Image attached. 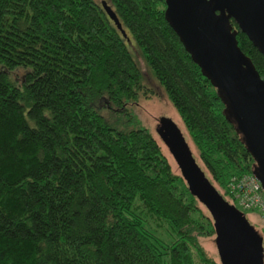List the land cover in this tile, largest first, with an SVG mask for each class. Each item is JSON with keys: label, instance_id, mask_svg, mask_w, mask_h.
<instances>
[{"label": "trees", "instance_id": "obj_1", "mask_svg": "<svg viewBox=\"0 0 264 264\" xmlns=\"http://www.w3.org/2000/svg\"><path fill=\"white\" fill-rule=\"evenodd\" d=\"M106 2L127 37L95 0H0V264H220L198 241L215 234L212 219L158 141L123 126L146 92L129 43L225 200L254 160L164 0ZM231 24L264 80V56Z\"/></svg>", "mask_w": 264, "mask_h": 264}, {"label": "water", "instance_id": "obj_2", "mask_svg": "<svg viewBox=\"0 0 264 264\" xmlns=\"http://www.w3.org/2000/svg\"><path fill=\"white\" fill-rule=\"evenodd\" d=\"M165 19L192 61L216 89L223 113L254 160L252 174L264 192V80L238 46L231 20L264 56V0H164ZM123 37L106 1L100 3ZM155 132L190 194L213 221L220 264H264L263 238L245 213L219 193L196 160L181 128L159 117Z\"/></svg>", "mask_w": 264, "mask_h": 264}, {"label": "rangeland", "instance_id": "obj_3", "mask_svg": "<svg viewBox=\"0 0 264 264\" xmlns=\"http://www.w3.org/2000/svg\"><path fill=\"white\" fill-rule=\"evenodd\" d=\"M95 1L98 4H100L102 1H106V0H95ZM129 47L131 51L133 52L137 60V63L142 71L143 84L145 86L146 92L145 94L141 93L138 99L135 101V103L129 106L131 108V111H130L131 118L127 120L128 115H129V112H128V115H126V119H125L127 122L125 121L123 126L128 125L127 127H134L140 124L143 127L149 129L150 132L153 134L154 138L160 144L162 151L168 158V161L171 164L173 172L176 174H179V170L176 167L175 162L173 161L171 155L169 154L166 147L160 141V139L158 138L155 132L156 123L159 117L166 116V117L172 118L183 131V134L185 135L190 145V148L194 156L196 157L198 163L204 169L207 176L211 179L216 189L222 194L223 190L216 183V181L212 179L211 175L209 174V172L206 170L203 163L199 159L198 152L196 151L194 144L192 143L189 135L187 134L180 120V117L177 114V111L175 110L171 102L168 100L167 95L165 91L163 90V88L159 85V83L153 77L151 71L147 67L139 49L136 47L135 42L133 40L129 43ZM199 206L203 209L204 212H207V210L200 203H199ZM243 212L245 213L251 225L256 229V231L260 234V236H262L263 246H264V218H262L261 214L256 211L248 210V211H243ZM145 224L150 230L155 232L160 238L164 239L165 241H170L173 239L172 234L169 231V228L166 224L162 225V223H159V222L158 224L157 223L155 224L153 221H151L150 223L145 222ZM198 241L200 242L206 254L213 260L219 262V257H218L216 244H215V234H213L212 236H199Z\"/></svg>", "mask_w": 264, "mask_h": 264}, {"label": "built area", "instance_id": "obj_4", "mask_svg": "<svg viewBox=\"0 0 264 264\" xmlns=\"http://www.w3.org/2000/svg\"><path fill=\"white\" fill-rule=\"evenodd\" d=\"M227 191L231 204L243 211L259 212L264 218V192L254 174L232 176L227 184Z\"/></svg>", "mask_w": 264, "mask_h": 264}]
</instances>
